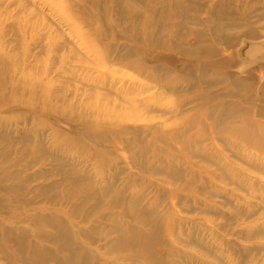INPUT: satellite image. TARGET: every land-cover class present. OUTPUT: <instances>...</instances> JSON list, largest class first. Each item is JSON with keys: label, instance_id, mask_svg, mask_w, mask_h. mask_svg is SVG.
<instances>
[{"label": "rangeland", "instance_id": "374dc122", "mask_svg": "<svg viewBox=\"0 0 264 264\" xmlns=\"http://www.w3.org/2000/svg\"><path fill=\"white\" fill-rule=\"evenodd\" d=\"M65 1L0 0V264L32 256L7 229L54 264V224L98 264H264V0H172L187 36L159 48L153 0H127L146 29L133 43L99 12L106 63L64 15L89 5ZM113 222L144 230L146 257L112 246Z\"/></svg>", "mask_w": 264, "mask_h": 264}, {"label": "bare ground", "instance_id": "6f19581e", "mask_svg": "<svg viewBox=\"0 0 264 264\" xmlns=\"http://www.w3.org/2000/svg\"><path fill=\"white\" fill-rule=\"evenodd\" d=\"M49 1L54 2V0H49ZM63 1H65V0H63ZM63 1L59 0L57 2H54L55 6L57 8L64 9ZM80 1L81 2L83 1L82 3H86L87 5H89L88 9L91 11V13L85 14L84 8L78 7L80 9L78 11H76L75 13L71 12V14H68L65 11L64 15L66 16L68 23L71 25V30H72L75 38L79 39V41H80L79 43L82 46H84L85 49L89 51V53H92V56L100 62L106 63L105 51H103V49H101V51L104 52V55H103L102 54L103 52L99 51L100 49L98 50L96 48L90 47V44H92L94 42L97 43L98 41L100 42L101 39L104 40V38H105L104 36L100 37L101 34H98V32H100L99 29L104 28V26L101 22L102 21V15H101L102 13L99 14V12H101V11L107 12V9H109V10L113 9V12H114L113 18L115 19V21L116 20L120 21V24L118 25L117 28H115V30L118 32H122L124 35H125V33L129 34L128 36L130 37V40L133 41V43H136V41H137V34L136 33H139V29L142 31H145V29H146V28L141 27L142 25L138 26L135 23L134 20H136L137 13H136L135 9H133L131 6L128 5L127 0H122L120 4H118V2H116V0H108L106 8H104V7L102 8V6L100 5V0H80ZM129 1H131L134 4L136 2H138V0H129ZM170 3H172V4H170ZM151 6H152V10H154V12H153V17H152L153 19L146 18V20L149 21L148 22L149 23L148 29L151 32V35H153L152 34V32H153V33H155L154 35H156L155 37H159V38H156L155 41L153 40V44L156 47H158L157 44L159 46H161L162 43H163V45L164 44L171 45V44H173L174 40H179L181 43L182 42L181 37L183 38L184 35L187 36V33L182 34V32H181V28H182L181 26L184 23V21H186V19H185L186 15L185 14L189 9V8H186L187 7L186 4H183V2H181V3L178 2L176 5V4H173L172 0H153L151 2ZM215 7H218V6H215ZM220 8L221 7H218V9H220ZM214 14L215 13L213 11L212 14H210V16L211 15L214 16ZM142 15H140V16H142ZM125 22L127 23L126 25H124ZM144 23L146 24L145 21H144ZM171 26H173L174 30L172 29ZM175 28H176V30H175ZM106 33H107V31H106ZM160 37L164 38L166 40V42L164 43V41L163 42L160 41ZM195 37L199 38V37H197V35H195ZM151 38H152V36H151ZM201 38L202 37H200V40L197 39L198 42H203V39H201ZM133 45H135V44H133ZM107 47H110V45L109 46L107 45ZM108 49H110V48H108ZM0 62H1V60H0ZM3 105L5 106V104H3V101H2V95H1V90H0V107ZM235 108H237V107H235ZM232 109H234V108L232 107ZM250 125L253 129H256L257 127H259L260 130H264V122L257 124V120H254ZM2 189L3 188L0 187L1 192L3 191ZM135 218H136L135 222L138 223V219H140L141 217L136 216ZM42 220H43V218H42ZM50 220H51V218H50ZM109 221L112 222L113 218H109ZM35 222H36V220H35ZM52 222H53V219H52ZM51 225H52V223H51ZM122 225L123 224L120 222H113L112 231L116 234V240L112 243V246H115V245L116 246H125V245L131 246V248L135 249V251L137 253L136 254L134 252L135 257H141V255L146 257V255L148 254V249L150 250V240L146 239L145 234L142 232L144 230H142L141 228H138L134 223L133 224H127V227H125V228H123ZM42 227H41V229L44 228V227L43 228ZM53 227H54V229L51 228L50 232H46V234L42 237V239H40V241H45V242L52 244V249H50V252H49L50 253V259L49 260L54 262V264H98L99 263L98 261H96L98 259L95 258V256H93L90 252H88L89 250H87L86 245L84 244V242L82 240L78 239L77 242H75V240L73 241V238H72L73 235L71 234V232H69V233L72 236H70V235L69 236L72 238V241L70 240L71 239L70 237H69L70 239H68V236L64 237V235L65 236L67 235L66 230L63 227H61L60 224L59 225L54 224ZM3 230H4V228H0V231H3ZM7 230L4 234H2V237L5 238V243L13 244V246H15V249L11 247L13 252H15V253L20 252L23 254L25 253V254H28V256H29V254H31L32 255L31 257L29 256V257L25 258L27 261H29L28 262L29 264H38L39 263L38 259L40 258L41 255H42V258L44 259V256H46L47 251L45 253V250L43 249V247H41L39 244H37L38 242L33 244V245L31 244L30 246H29V243H26L25 246H23V244H21V245L16 244L15 241H12L13 239H11V237L13 235L12 232L7 231ZM45 230H47V229H45ZM43 231H41V232H43ZM39 232H40V230H39ZM72 233H76V230H75V232L73 231ZM143 251H145L147 254L143 253Z\"/></svg>", "mask_w": 264, "mask_h": 264}]
</instances>
